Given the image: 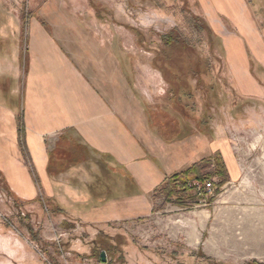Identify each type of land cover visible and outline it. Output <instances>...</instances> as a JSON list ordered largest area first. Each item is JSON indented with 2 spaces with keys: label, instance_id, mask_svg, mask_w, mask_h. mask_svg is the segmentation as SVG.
<instances>
[{
  "label": "rangeland",
  "instance_id": "374dc122",
  "mask_svg": "<svg viewBox=\"0 0 264 264\" xmlns=\"http://www.w3.org/2000/svg\"><path fill=\"white\" fill-rule=\"evenodd\" d=\"M96 69L174 138L203 133L221 148L202 180L183 178L186 192L174 180V197L159 190L155 218L69 216L41 177L56 138L45 149L27 138L34 91L60 100L65 77L78 88ZM231 154L263 198L264 0H0V264H264L207 254L210 227L188 244L194 213L227 191ZM209 182L212 193L193 184Z\"/></svg>",
  "mask_w": 264,
  "mask_h": 264
},
{
  "label": "crops",
  "instance_id": "0c3cea01",
  "mask_svg": "<svg viewBox=\"0 0 264 264\" xmlns=\"http://www.w3.org/2000/svg\"><path fill=\"white\" fill-rule=\"evenodd\" d=\"M92 73L99 76H89L91 81L79 82L78 88L65 77L60 100L47 103L43 91L31 97L27 138L44 149V137L56 138L50 157L46 153L42 162L41 177L47 179L51 198L69 216L155 218L164 211L163 197L157 195L167 180L213 158L221 148L203 133L174 138L179 136L172 134L171 125L153 119L150 113L159 111L144 103L146 99H125L122 82H108L97 69ZM45 85L55 96L52 84ZM225 162L227 191L194 213L195 219L187 223L188 244H200L201 232L210 227L204 243L210 256L219 258L215 251H230L263 257L264 197L246 182L233 154Z\"/></svg>",
  "mask_w": 264,
  "mask_h": 264
},
{
  "label": "trees",
  "instance_id": "16d2710c",
  "mask_svg": "<svg viewBox=\"0 0 264 264\" xmlns=\"http://www.w3.org/2000/svg\"><path fill=\"white\" fill-rule=\"evenodd\" d=\"M207 161H203L201 164H195L192 165L191 167H189L188 169H185V171L171 177L166 183L165 185H163L161 187V191L163 195H165L167 198L171 199L172 197H174L176 195V189L177 187V183L173 184L171 180H174V182H181L182 187L184 189L183 192L187 191V181L185 182L184 179H193V180H202L203 178V171L205 169H207L206 167L208 166V164L206 163ZM221 174H222V182L225 181L224 179L225 177V171L223 170V168L221 167ZM184 178V179H183Z\"/></svg>",
  "mask_w": 264,
  "mask_h": 264
},
{
  "label": "built area",
  "instance_id": "2783aa9c",
  "mask_svg": "<svg viewBox=\"0 0 264 264\" xmlns=\"http://www.w3.org/2000/svg\"><path fill=\"white\" fill-rule=\"evenodd\" d=\"M205 183V182H204ZM195 186H196V188H197V190L200 192L202 189H206V191L208 192V193H212L213 192V189H214V185L212 184V183H208V184H202V186L199 184V183H193ZM204 187H206V188H204Z\"/></svg>",
  "mask_w": 264,
  "mask_h": 264
},
{
  "label": "water",
  "instance_id": "95a60500",
  "mask_svg": "<svg viewBox=\"0 0 264 264\" xmlns=\"http://www.w3.org/2000/svg\"><path fill=\"white\" fill-rule=\"evenodd\" d=\"M100 257H101L102 261L105 263L106 262L105 254L103 253Z\"/></svg>",
  "mask_w": 264,
  "mask_h": 264
}]
</instances>
